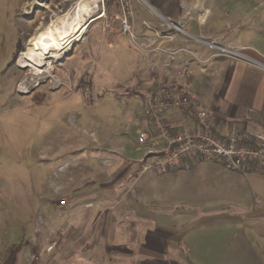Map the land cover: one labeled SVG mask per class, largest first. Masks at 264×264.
<instances>
[{
    "label": "rangeland",
    "instance_id": "1",
    "mask_svg": "<svg viewBox=\"0 0 264 264\" xmlns=\"http://www.w3.org/2000/svg\"><path fill=\"white\" fill-rule=\"evenodd\" d=\"M77 1L0 0V264L12 248L17 264H92L75 255V190L100 189L88 183L93 173L119 190L109 168L147 148L137 141L144 90L168 61L151 49L170 47L164 36L175 32L143 0L98 2L86 32L58 59L40 67L18 63L29 39ZM179 1L211 3L225 22L245 14L264 24V6L243 12L248 0ZM168 13L173 19L180 12L172 5ZM125 16L134 38L122 31ZM138 53L149 56L142 65Z\"/></svg>",
    "mask_w": 264,
    "mask_h": 264
},
{
    "label": "crops",
    "instance_id": "2",
    "mask_svg": "<svg viewBox=\"0 0 264 264\" xmlns=\"http://www.w3.org/2000/svg\"><path fill=\"white\" fill-rule=\"evenodd\" d=\"M248 1L244 13L257 8ZM179 3L178 16L163 15L175 32L166 39L183 49L179 58L191 71L184 80L211 110L213 129L225 135L231 127L254 128L264 135V24L255 26L258 16L245 14L225 22L211 3ZM200 39L241 54L214 55L203 42L208 51L186 46ZM147 57L138 53L136 64ZM165 117L181 125L176 112ZM142 148L136 160L109 168L119 190L104 173L88 178L100 189L75 190V255L92 264H264V168L247 164L236 171L203 160L189 168L140 171L138 164L149 157Z\"/></svg>",
    "mask_w": 264,
    "mask_h": 264
},
{
    "label": "built area",
    "instance_id": "3",
    "mask_svg": "<svg viewBox=\"0 0 264 264\" xmlns=\"http://www.w3.org/2000/svg\"><path fill=\"white\" fill-rule=\"evenodd\" d=\"M254 1L257 7L264 6V0ZM178 29L183 31L182 28ZM122 31L134 38L126 16L122 20ZM200 42L213 49L214 55H240L233 48L220 45L215 40L200 39ZM151 50L155 55L163 54L168 61L164 64V71L156 74L144 90L142 115L145 125L138 131L137 141L147 144L149 157L141 160L139 170L166 172L189 157L219 161L226 168L236 171H242L247 164L264 168V135L258 129L231 127L225 135L213 129L211 110L184 80L191 71L179 58V52L183 49L164 48L158 43ZM169 111L178 114L181 125L175 126L168 121L165 113ZM189 120L193 123L190 128L187 126Z\"/></svg>",
    "mask_w": 264,
    "mask_h": 264
},
{
    "label": "bare ground",
    "instance_id": "4",
    "mask_svg": "<svg viewBox=\"0 0 264 264\" xmlns=\"http://www.w3.org/2000/svg\"><path fill=\"white\" fill-rule=\"evenodd\" d=\"M102 0H78L74 7L54 17L42 32L29 39L18 63L23 66H43L60 57L61 52L86 32L88 19ZM99 17V16H98ZM102 17V16H101ZM48 63V62H47Z\"/></svg>",
    "mask_w": 264,
    "mask_h": 264
},
{
    "label": "trees",
    "instance_id": "5",
    "mask_svg": "<svg viewBox=\"0 0 264 264\" xmlns=\"http://www.w3.org/2000/svg\"><path fill=\"white\" fill-rule=\"evenodd\" d=\"M106 1H108V0H106ZM149 1H150L149 3L152 4L153 6H158L162 12L161 14L164 16H171L168 13V10H169L170 6H172V5H175V7L177 8V12L181 11L178 0H149ZM199 161H203V160L201 158H198V157H189V158L184 160L183 165L177 166L173 169L189 168V167H192L193 165H195L196 163H198ZM173 169H170V170H173ZM2 264H17V250L14 248L10 249L6 258L2 262Z\"/></svg>",
    "mask_w": 264,
    "mask_h": 264
},
{
    "label": "water",
    "instance_id": "6",
    "mask_svg": "<svg viewBox=\"0 0 264 264\" xmlns=\"http://www.w3.org/2000/svg\"><path fill=\"white\" fill-rule=\"evenodd\" d=\"M143 2L145 3V4H147L148 5V7L154 12V13H156L158 16H160V17H162L164 20H166V21H169V19L167 18V17H164L163 15H161L159 12H157L146 0H143Z\"/></svg>",
    "mask_w": 264,
    "mask_h": 264
},
{
    "label": "flooded vegetation",
    "instance_id": "7",
    "mask_svg": "<svg viewBox=\"0 0 264 264\" xmlns=\"http://www.w3.org/2000/svg\"><path fill=\"white\" fill-rule=\"evenodd\" d=\"M168 25H169V22H167V21H165ZM169 28H171V26L169 25ZM156 75V74H155ZM155 75H154V77H155Z\"/></svg>",
    "mask_w": 264,
    "mask_h": 264
}]
</instances>
